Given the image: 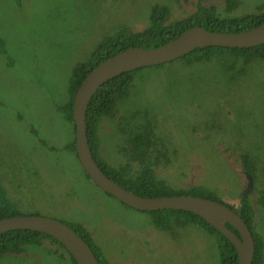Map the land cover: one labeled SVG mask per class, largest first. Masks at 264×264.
Returning a JSON list of instances; mask_svg holds the SVG:
<instances>
[{"label":"rangeland","instance_id":"374dc122","mask_svg":"<svg viewBox=\"0 0 264 264\" xmlns=\"http://www.w3.org/2000/svg\"><path fill=\"white\" fill-rule=\"evenodd\" d=\"M156 3L169 8L167 22L186 18L199 3L222 17L264 12V0H0V203L17 202L23 215L84 222L111 264H219L217 234L183 215L168 229L157 227L171 222L168 215L131 208L102 191L68 148L73 122L58 103L73 68L121 24L143 30ZM247 67L174 60L142 68L100 131H109L102 143L115 162L119 149L134 148L129 139L136 132L153 125L169 143L168 156L193 177L181 187L201 186L233 206L246 181L240 168L247 152L258 191L246 198L264 241V208L257 203L264 193V61ZM168 174L159 168L160 177ZM22 248L0 264H71L48 243Z\"/></svg>","mask_w":264,"mask_h":264},{"label":"trees","instance_id":"16d2710c","mask_svg":"<svg viewBox=\"0 0 264 264\" xmlns=\"http://www.w3.org/2000/svg\"><path fill=\"white\" fill-rule=\"evenodd\" d=\"M17 1L20 2V0ZM168 15L169 8L167 6L158 3L153 4L149 12L148 26L141 31H133L127 25L121 24L114 29L112 34L106 35L100 41L86 62L80 63L73 68L69 77L68 87L65 88L66 99L58 103L60 105L59 109L65 113L67 119L73 122V98L82 80L99 63L122 50L131 47H139L142 49L158 47L173 40L182 32L194 26H202L210 31L235 33L249 30L264 21V12L234 17H222L216 11L215 7L204 6L201 3L198 4L197 10L186 18L167 22ZM226 55L229 56L228 63H220V60ZM255 59L264 61V43L247 48L222 46L195 48L186 55L175 59V61L181 60L187 64L194 62H215L224 70L237 68L239 72H246L248 70L247 66L254 63ZM164 64H159L158 66ZM140 70L142 69L128 71L108 80L99 87L88 104L86 113L88 143L100 169L114 182L138 196L153 198L169 195H191L221 202L222 200L215 197L209 189L201 186L174 188L168 184V177L165 178L158 175L159 168L165 167L169 143L162 141L152 131H146L141 135L131 138V143L135 148L130 151L125 148L119 149L117 152L119 157H117V161L115 162L111 161L110 154L105 153L102 140H105L109 131H100L101 119L105 116H113L118 102L128 95L134 76ZM73 130L75 131L74 123ZM115 146L118 147V145ZM68 148L75 150V138L73 142L69 143ZM241 158L243 159L244 170L250 171L253 174L251 156L247 152H243ZM85 174L87 178H90L86 172ZM239 199L238 206L226 204L246 222L253 234L255 239V252L252 264H263L264 241L255 229V226H253L255 213L253 206L250 204L248 198L240 195ZM257 203L264 208V193L262 191L259 192ZM20 211L18 203L13 200H2L0 203V219L23 215ZM154 212H164L168 217L174 215V221L176 216L180 217L183 215L186 218L185 222L194 223L211 235L217 234L219 236L217 247L219 264H237V252L233 244L220 232L210 226L203 218L191 212L178 209ZM258 214L260 213L258 212ZM26 215L33 214L28 213ZM66 224L79 234L92 248L98 264H111L106 254H104L103 248L94 242L84 222L71 220L70 223ZM171 224L172 222L167 226H163L162 222L158 221L157 226L168 229ZM226 226L238 235V232L230 224L226 223ZM25 243H48L54 245L56 249L53 251L59 252L60 256L68 260L71 264H77L64 245L55 238L38 231L24 229L6 231L0 234V258L5 254L23 253L24 249L22 245Z\"/></svg>","mask_w":264,"mask_h":264},{"label":"water","instance_id":"95a60500","mask_svg":"<svg viewBox=\"0 0 264 264\" xmlns=\"http://www.w3.org/2000/svg\"><path fill=\"white\" fill-rule=\"evenodd\" d=\"M264 43V21L245 31L227 33L210 31L194 26L173 40L158 47L142 49L131 47L105 59L93 68L78 87L72 108L75 126V151L82 168L92 182L125 205L142 210L178 209L203 218L234 246L237 264H252L255 239L246 222L223 202L191 195H172L157 198L138 196L114 182L100 169L90 149L86 130V113L90 100L101 85L113 77L132 70L156 66L173 61L195 48L222 46L247 48ZM247 184L242 196L252 192V176L246 172ZM230 224L237 232L230 230ZM33 230L49 235L59 241L77 264H98L92 248L70 226L59 219L40 215H17L0 219V234L11 230Z\"/></svg>","mask_w":264,"mask_h":264},{"label":"clouds","instance_id":"9594fccd","mask_svg":"<svg viewBox=\"0 0 264 264\" xmlns=\"http://www.w3.org/2000/svg\"><path fill=\"white\" fill-rule=\"evenodd\" d=\"M148 130L153 131V125H150V124L145 125L142 129H140L138 132H136V134L141 135ZM129 142L131 143V139H129ZM134 148H135V146H134ZM169 151H170V146H169ZM166 167L169 170V174L167 176L169 180H167V182L170 186H172L174 188H183L180 185L181 182H183L185 179H192L193 178V177L192 178L188 177V172H187L186 167H183L182 165L178 164L174 158H170L168 156V153L166 154V159H165V168ZM169 196H172V195H169ZM162 197H164V196H162ZM153 198H157V197H153ZM161 210H168V209H161ZM161 210H156V211H161ZM147 212H154V211H147ZM169 219L171 220V222H174V215L169 216Z\"/></svg>","mask_w":264,"mask_h":264},{"label":"flooded vegetation","instance_id":"af4514ba","mask_svg":"<svg viewBox=\"0 0 264 264\" xmlns=\"http://www.w3.org/2000/svg\"><path fill=\"white\" fill-rule=\"evenodd\" d=\"M148 131H151V130H148ZM246 172H248V171H246V170H244V168H243V163H241V168H240V173H243V176L245 177V179H246V181L245 182H243L242 183V186H243V189L246 187V184H247V178H246ZM252 176V175H251ZM252 183H253V189H252V191L253 192H256V191H258V188H256L255 186H254V180H253V178H252ZM242 189V190H243ZM261 191V190H260ZM252 193V192H251ZM250 193V194H251ZM240 195H241V193L238 195L239 196V198H240ZM249 195V194H248ZM222 202H224V201H222ZM224 203H226V202H224ZM228 204V203H227ZM226 204V205H227ZM157 226V225H156ZM158 227V226H157ZM160 228V227H159Z\"/></svg>","mask_w":264,"mask_h":264}]
</instances>
